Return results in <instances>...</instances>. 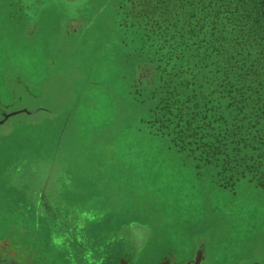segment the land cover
<instances>
[{"label":"rangeland","instance_id":"374dc122","mask_svg":"<svg viewBox=\"0 0 264 264\" xmlns=\"http://www.w3.org/2000/svg\"><path fill=\"white\" fill-rule=\"evenodd\" d=\"M223 1L0 0V264H152L203 224L213 255L264 264V125L205 162L142 121Z\"/></svg>","mask_w":264,"mask_h":264},{"label":"trees","instance_id":"16d2710c","mask_svg":"<svg viewBox=\"0 0 264 264\" xmlns=\"http://www.w3.org/2000/svg\"><path fill=\"white\" fill-rule=\"evenodd\" d=\"M228 5L225 14H216L219 25L208 31L205 26L187 48L191 58L183 62L180 54L178 63L163 71L168 81L157 89L159 106L148 122L142 120L166 131L179 152L205 162L212 155H248L249 141L238 149L236 140L253 138L264 125V0H228Z\"/></svg>","mask_w":264,"mask_h":264},{"label":"crops","instance_id":"0c3cea01","mask_svg":"<svg viewBox=\"0 0 264 264\" xmlns=\"http://www.w3.org/2000/svg\"><path fill=\"white\" fill-rule=\"evenodd\" d=\"M46 69H48V68H45V70ZM50 69V68H49ZM49 69H48V71H49ZM36 77H34V78H30V79H24V78H21V83H23V85H24V88H25V90L26 91H28V94L30 95V87L28 86V84L29 83H31V84H33V85H37L38 87L36 88V89H34L35 90V93H33V94H36V97L37 96H40V94H41V90H40V81L42 80L43 81V83H44V81H45V79L47 78V76L46 77H43V79H40L39 81H36V79H35ZM20 94H22V96L20 97V98H15V100H14V104L10 107V108H13V109H11L10 110V112L7 114L8 115V117H13V116H16V115H20V114H23L24 113V111H25V109L24 108H27V106H29V103H31V102H29V101H31V99L29 98V100H28V102H27V100H25V98H24V95L26 96V93L24 94V92H19L17 95H20ZM132 96H133V93H132ZM27 97V96H26ZM27 99H28V97H27ZM23 105L22 107H20V108H16L18 105ZM17 105V106H16ZM40 105H42L40 102L37 104V103H34V105L32 104V105H30V106H33V108H31V110L33 109V110H36V109H39L38 107L40 106ZM3 107H5V106H3ZM7 107H9V106H7ZM7 107H5V108H7ZM0 109H1V106H0ZM14 113H15V115H14ZM32 113H33V111H32ZM38 113H39V111H38ZM3 114V111L2 110H0V115H2ZM31 115V114H30ZM9 119V118H8ZM2 120H4V118L2 117H0V121H2ZM5 121H6V119H5ZM3 123H1L0 125H2ZM95 189V188H94ZM95 191V190H94ZM96 193H98V191H96L95 192V195H96ZM99 194V193H98ZM105 199V198H104ZM107 207L109 208V209H112V208H114V204H113V199L111 200V198H109V197H107ZM203 211H204V209H203ZM40 218H38V220H39ZM42 219V218H41ZM139 225H143V226H146V225H148V216H147V220H146V223L145 224H139ZM55 243V242H54ZM220 243H221V239H216L215 238V233L213 234V236H212V238H211V242H209V244L207 245V247H206V249H207V251L205 252V258H207V256H208V254H209V252H210V254H211V257H212V259H213V261L216 263V264H239L240 262H244V263H242V264H245V263H248L246 260H244L243 259V257H241V254L237 251L236 252V254H228V255H225V256H227V258H223V256L222 255H224L223 253H218V255H219V257L218 256H215V255H213L212 254V251L214 250V249H216L219 245H220ZM210 248V249H209ZM191 254H192V256H191ZM193 255H195V253L193 252V253H183V254H181V255H179V259H181V260H187V261H190L192 258H193ZM80 257H83V258H86V257H88V255L87 254H82ZM173 257L175 258V253L173 254ZM82 258V259H83ZM116 264H117V262H115ZM120 264H125V263H123V262H120Z\"/></svg>","mask_w":264,"mask_h":264},{"label":"flooded vegetation","instance_id":"af4514ba","mask_svg":"<svg viewBox=\"0 0 264 264\" xmlns=\"http://www.w3.org/2000/svg\"><path fill=\"white\" fill-rule=\"evenodd\" d=\"M148 224H149V217H148ZM212 225L208 224V225H201L193 230L190 231L189 235H190V240L185 239L184 241H182V246L185 249H181L179 252H177V254H175V258L173 257V254L175 253V250L172 249H167L164 251V253L161 254L160 258L158 260H156L154 263L152 264H201L200 260H199V256L202 260V264L206 263V258H205V252L207 251L206 247L209 244V242L211 241V238L213 236V232H210L209 235H207V237L203 238L201 235L202 231H205L206 229L209 231L211 230ZM141 230V229H140ZM143 232V231H141ZM142 236L139 235L138 237H134L136 239H138L140 242L142 239H139V237ZM132 240H133V236ZM142 243V242H141ZM195 253V255H193V258L190 261H185V260H181L179 259V255L183 254V253ZM203 254V259L201 257V255Z\"/></svg>","mask_w":264,"mask_h":264}]
</instances>
